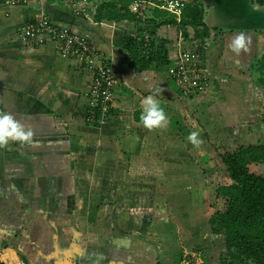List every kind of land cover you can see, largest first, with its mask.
I'll return each instance as SVG.
<instances>
[{
    "label": "crops",
    "instance_id": "1",
    "mask_svg": "<svg viewBox=\"0 0 264 264\" xmlns=\"http://www.w3.org/2000/svg\"><path fill=\"white\" fill-rule=\"evenodd\" d=\"M127 1L88 0L81 15L60 0L0 5V113H10L33 132L31 143L10 140L0 146V260L5 264H129L133 251L136 264L152 262L145 250L142 256L137 251L158 244L156 231H163L164 219L159 211L145 212V185L156 184L155 198L164 199L165 184L177 185L182 168L206 174L213 167L215 141L250 140L246 123H258L264 113L255 71L264 55V27L213 29L206 20L211 0H182L184 10L199 3L204 9L209 37L202 44L191 26L184 37L183 15L178 20L156 7L163 0H148L145 20L157 22L156 36L168 41L170 66L181 52L192 50L210 77L206 93L187 100L169 77V67L137 72L128 66L124 39L138 36L137 22L95 19L102 7L121 8ZM226 8L264 11L258 0H226ZM41 14L88 37L114 62L117 84L104 125L87 121L94 70L63 58L55 42L35 45L17 38ZM241 31L250 45L237 56L229 42ZM140 36L148 40L145 31ZM149 95L167 118L152 128L141 121L142 101ZM192 132L198 145L188 139Z\"/></svg>",
    "mask_w": 264,
    "mask_h": 264
},
{
    "label": "trees",
    "instance_id": "2",
    "mask_svg": "<svg viewBox=\"0 0 264 264\" xmlns=\"http://www.w3.org/2000/svg\"><path fill=\"white\" fill-rule=\"evenodd\" d=\"M131 2L132 0L127 1V4L121 8H117V6H111V9L107 6L102 7L97 11L95 19H105L107 21L127 19L137 22L138 36H127L124 39L126 61L134 71L138 72L159 67L170 68L168 41L159 39L156 36L157 22L142 21L137 18L128 9ZM258 2L264 5V0H258ZM103 9H106V11L109 9V12H106L108 15L100 17V12ZM180 25L184 31V37H187L186 29L188 26L194 29V38L200 40L202 44L203 39L209 37V27L204 22V9L200 3L188 6L184 10ZM142 31L148 33V40L145 36H140ZM204 72L209 80L210 77L206 69H204ZM256 72L258 74L257 81L262 88V92H264V55L257 63ZM208 87L209 85H207V89ZM206 91L197 92L195 95L185 94V91L180 90V97L195 100L202 97ZM114 94L115 91L111 102H113ZM88 116V123L95 124L94 121L90 122L93 115ZM242 123L245 124V122ZM246 127L245 132L250 134V138L254 136L255 140H247L244 143L238 139L232 142H223L222 150L219 153L220 163L225 167L231 181L228 185L216 188V195L225 200L226 206L224 210L216 211L208 221L212 234L222 236L225 244L220 264H264V172L257 173L252 170L253 167L264 166V138L262 136L264 135V113L258 123L257 120L253 124L248 122ZM143 250L141 251L143 252ZM127 256L129 264L132 262L136 264V253L134 251ZM150 260L152 262L148 264H161L158 255L150 258ZM0 264L5 263L0 260ZM185 264L197 263L193 261L192 256H188Z\"/></svg>",
    "mask_w": 264,
    "mask_h": 264
},
{
    "label": "rangeland",
    "instance_id": "3",
    "mask_svg": "<svg viewBox=\"0 0 264 264\" xmlns=\"http://www.w3.org/2000/svg\"><path fill=\"white\" fill-rule=\"evenodd\" d=\"M207 7L209 10L206 20L213 29L220 27L225 30L259 29L264 27V17H253L239 10L229 12L226 8V0L207 2ZM263 14L264 11L260 13V15ZM198 44L200 45V43ZM256 78H258L257 72ZM220 142L216 140L214 143L216 149L211 155L213 167L206 171V174L196 173L194 170L185 171L182 168L181 181L177 185L171 187L169 184H165L164 193H162L164 199L155 198L156 184L147 183L145 185L144 196L146 199L143 201L149 203L145 212H150L151 209L159 211L160 217L164 219L161 227L163 231H156L155 237H160L158 244L146 246L144 249L147 258L150 259L158 255L161 264H185L187 257L192 256L193 261L197 264H220L225 250L223 237L212 234L208 224L213 214L216 211L224 210L226 206L225 200L216 195V188L231 183L225 167L220 163L219 153L222 150ZM252 170L263 173L264 166L253 167ZM138 201L140 202V200ZM154 204L158 206L157 209L153 207ZM154 233L155 231L150 234ZM144 250L143 253H145ZM137 253L140 256L143 254L141 250H138Z\"/></svg>",
    "mask_w": 264,
    "mask_h": 264
},
{
    "label": "built area",
    "instance_id": "4",
    "mask_svg": "<svg viewBox=\"0 0 264 264\" xmlns=\"http://www.w3.org/2000/svg\"><path fill=\"white\" fill-rule=\"evenodd\" d=\"M53 0H0V5L14 7L32 3H45ZM65 2L76 14H86L88 0H60ZM148 0H132L129 10L137 18L146 19ZM185 2L182 0H164L157 8L175 16L178 20L183 15ZM17 38L26 43L43 45L46 42H55L58 53L63 58L77 59L81 64L95 72V78L89 89L90 122L104 125L108 110L117 84V72L114 62L104 57L99 49L88 37L73 31L68 26L62 25L41 14L35 20L27 23L17 34ZM169 77L180 85L185 94H197L207 89L208 79L204 72L202 61L195 51H183L169 68ZM97 111V112H96ZM88 116V117H89ZM96 116V118H95ZM95 118V119H94ZM94 119V120H93Z\"/></svg>",
    "mask_w": 264,
    "mask_h": 264
},
{
    "label": "clouds",
    "instance_id": "5",
    "mask_svg": "<svg viewBox=\"0 0 264 264\" xmlns=\"http://www.w3.org/2000/svg\"><path fill=\"white\" fill-rule=\"evenodd\" d=\"M250 45V37L243 31L234 35L229 42V48L236 53L237 56L242 51L246 52ZM143 108L141 113V121L145 127L152 128L161 125L166 121V116L159 106L157 100L151 95L146 96L142 101ZM197 133H190L188 139L194 145H198L200 141L197 139ZM33 132L31 129L25 130L24 126L17 121L13 115L4 112L0 113V146L11 141H20L22 143L32 142Z\"/></svg>",
    "mask_w": 264,
    "mask_h": 264
},
{
    "label": "flooded vegetation",
    "instance_id": "6",
    "mask_svg": "<svg viewBox=\"0 0 264 264\" xmlns=\"http://www.w3.org/2000/svg\"><path fill=\"white\" fill-rule=\"evenodd\" d=\"M230 1V3H236L237 2V0H229ZM250 10V9H249ZM260 11V10H259ZM255 12V14H253ZM252 13V14H251ZM260 13H261V11L260 12H258V11H255L254 10V8H251V11L249 12V15H252V16H260Z\"/></svg>",
    "mask_w": 264,
    "mask_h": 264
},
{
    "label": "water",
    "instance_id": "7",
    "mask_svg": "<svg viewBox=\"0 0 264 264\" xmlns=\"http://www.w3.org/2000/svg\"><path fill=\"white\" fill-rule=\"evenodd\" d=\"M217 0H211L212 3L216 2Z\"/></svg>",
    "mask_w": 264,
    "mask_h": 264
}]
</instances>
